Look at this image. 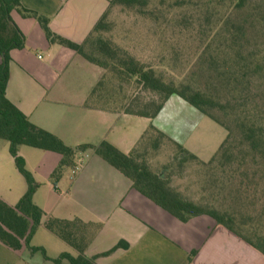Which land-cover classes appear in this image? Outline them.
Instances as JSON below:
<instances>
[{
  "label": "trees",
  "instance_id": "16d2710c",
  "mask_svg": "<svg viewBox=\"0 0 264 264\" xmlns=\"http://www.w3.org/2000/svg\"><path fill=\"white\" fill-rule=\"evenodd\" d=\"M21 1L0 0V139L9 142L10 154L28 189L15 206L0 198V243L13 252H19L23 247H27L31 254L42 252L47 259L44 249L31 246L32 238L42 225L46 214L34 203L38 185L32 174L27 171L24 159L18 154L20 146H27L57 153L63 157L51 175L55 189L66 170L76 166L77 156L92 151L127 177L133 189L179 221L187 223L195 217L210 216L218 225L227 228L264 255V232L255 227L253 220H250L251 216H248L250 207L259 204L260 194L262 208L259 218L264 216V190H260L264 183V110L262 105L258 104L254 114L248 107L251 100L247 94V91L251 90L255 74L260 73L259 78L264 79V74H261L264 62H258L260 51L251 49L256 34L264 31V0L256 2L253 11L249 10V5L256 0H184L176 1L164 7V10L159 11L156 8L149 11L156 21H159L160 16L167 19L166 15L177 8L185 9L184 7L207 14L209 21L204 26L199 25L198 34L206 35L213 39V42L221 38L218 42L222 47L212 49L210 41L196 64L197 71L193 76L204 82L208 88L206 91L196 89L190 84L177 85L173 81H167L162 71L158 72L154 67L139 62L128 52L102 37L103 33L110 31L107 19L113 6L143 11L151 4L150 0H113L83 44L74 43L55 34L50 29L49 17L25 9ZM215 7L224 9V13L215 14ZM238 11H241L243 16L240 22L234 20ZM13 12L24 18L37 20L50 44L75 51L88 62L104 70L103 77L91 92L92 96L107 95L114 98L122 94L125 99L124 85L134 83L136 87L155 94L159 99L158 102L144 104L146 110L131 108L135 104L140 105L137 100L124 104L107 103L106 108L153 119L166 101L176 95L223 127L227 132L226 139L208 162L201 161L153 126L145 131L135 148L128 154L107 141L75 148L67 146L57 135L33 124L7 98L11 52L26 47V37L13 20ZM256 12H259V17L254 14ZM214 15L217 20L213 22L211 17ZM165 19L164 22H157L165 30L181 27L183 31H189L193 27V23L187 18L174 24L170 21L172 19ZM111 77L118 78V84H112ZM214 93L218 97L224 95L230 99L225 104H220L213 98ZM151 107L154 108L152 111L149 110ZM220 109L224 112L222 118L218 114ZM163 141L181 151L180 160L178 164L170 162L156 171L149 156L150 152L160 149ZM187 158L197 161L208 171L207 180L213 191L212 200L217 206L197 203L183 196L172 185L175 170H182ZM45 228L78 252L76 257L62 253L53 260L54 263L60 264L67 260L70 264H95L97 257L87 258L85 252L100 225L86 224L78 218L62 220L49 217ZM121 248L127 249L128 245L120 242L103 256Z\"/></svg>",
  "mask_w": 264,
  "mask_h": 264
},
{
  "label": "crops",
  "instance_id": "0c3cea01",
  "mask_svg": "<svg viewBox=\"0 0 264 264\" xmlns=\"http://www.w3.org/2000/svg\"><path fill=\"white\" fill-rule=\"evenodd\" d=\"M112 1L22 0L21 4L49 17L50 29L58 36L83 44ZM19 16L13 20L26 37V47L11 52L7 98L33 124L64 142L69 138L89 140L92 145L107 141L128 154L153 126L185 148L205 121L203 113L176 95L153 119L106 108L107 103L124 104L127 99L122 94L114 98L91 95L104 70L75 51L50 44L37 20ZM38 49L46 52L47 62H36L32 52ZM48 73L58 76L51 79ZM87 153L91 156L79 173L72 177L68 171L59 182L68 183L66 194H61L59 184L54 189L60 202L43 209L42 226L49 217L100 225L85 252L87 258L97 257L95 264H264L261 252L210 216L179 221L133 189L131 181L109 163L92 151ZM39 233L38 229L31 246L44 249L47 259L41 252L31 254L24 247L13 252L0 243V264H56L53 260L62 253L78 256L66 242L68 248L47 234L45 241L40 238L34 243ZM120 242L128 248L103 256Z\"/></svg>",
  "mask_w": 264,
  "mask_h": 264
},
{
  "label": "rangeland",
  "instance_id": "374dc122",
  "mask_svg": "<svg viewBox=\"0 0 264 264\" xmlns=\"http://www.w3.org/2000/svg\"><path fill=\"white\" fill-rule=\"evenodd\" d=\"M151 4L143 11L138 9H127L121 6H113L108 15V22L110 24V31L103 33L104 39L110 40L120 49L128 52L135 59L143 64L154 67L158 72L162 71L167 81H173L177 85L190 84L196 89L208 90L203 81L196 79L193 73L197 71L196 64L200 58V54L205 49L206 45L210 41L212 43V49H218L222 47L220 45V39L217 38L213 42V39L206 35L198 34L199 25L207 24V14L203 12H196L195 10L184 7L185 9H176L169 15H166L170 21L177 22L183 18H187L193 23V27L189 31H183V28L176 27L175 29L165 30L157 24V22H164V17L160 16L159 21L155 20V16L149 13L150 10H164V7H168L176 1L184 0H150ZM187 1V0H185ZM202 1V0H201ZM263 1V0H262ZM261 0L253 1L249 5V10L253 11V7L256 2H262ZM249 10L246 9L247 12ZM215 14L224 13V9L215 7L213 10ZM256 17L260 16L259 12L254 13ZM12 17L15 20H19L20 16L17 12H13ZM212 21L217 20V16L214 15ZM243 16L241 11L237 13L234 20L240 22ZM165 19V20H167ZM264 25V23H262ZM262 25L259 27L261 30ZM219 41V42H218ZM214 43V44H213ZM257 49L260 53L259 61L264 62V31L256 34V39L252 41L251 49ZM33 56H35L36 62H47V54L44 50H34ZM42 59V60H41ZM264 69V67H263ZM261 74H264V70ZM51 79H55L58 73H48ZM260 75V73H259ZM258 74L252 81L251 90L247 91L250 98L249 109L256 114L257 105L261 104V108L264 110V79H260ZM110 78V77H109ZM110 82L112 84H118V78L111 77ZM259 85L261 89H259ZM125 98L127 103L135 102L137 100L140 105L137 104L131 106L133 109H145L144 104L151 101L158 102V97L146 91L140 87H136L133 84H125ZM259 92L261 96H259ZM218 102L225 104L230 99L228 96L220 95L219 97L214 93L213 95ZM143 103V105L141 104ZM144 107V108H143ZM151 107L149 110H153ZM248 109V110H249ZM146 110V109H145ZM220 118H222L224 112H218ZM227 132L216 122L207 118L197 129L194 136L190 140L188 146H185L188 150H193V154L208 161L218 151L219 147L226 139ZM89 140H80L75 138H69L64 142L69 147H77L80 145L88 144ZM181 151L174 145L163 141L160 144L158 151L150 152V158L152 159V166L154 170H159L163 165L170 162L178 164ZM19 156H21L26 164V169L30 172L38 185L37 191L34 195V203L43 209L49 207H56L60 202L56 194H54V183L51 179V175L62 160V156L57 153L44 151L27 146L19 147ZM91 156L89 153H80L75 163L76 165H83L87 157ZM184 168L180 171L175 170L172 177V185L180 191L183 196L192 199L197 203L208 204L210 206H217V203L212 200V188L208 183L206 171L197 161H193L189 158L184 163ZM74 168H68L66 172H71ZM61 187L62 195L66 194L68 183L64 182V185L59 184ZM28 186L24 177L19 173L15 165L14 159L10 154V144L6 140L0 139V194L6 203L11 206H15L23 195L27 192ZM260 190H264V183L260 186ZM262 195L258 196V199H262ZM258 201L256 207H250L249 217L253 220V225L258 227L261 232H264V216L259 218V214L262 208V204ZM248 218V217H247ZM39 235L34 243L45 241L44 234L52 236L56 242L62 244L64 248H68V245L56 235H52L42 225L39 228ZM41 236V237H40ZM45 237V236H44ZM27 248V247H24ZM42 253V252H41ZM43 254V253H42ZM40 254V258H42ZM19 258H22V253H19Z\"/></svg>",
  "mask_w": 264,
  "mask_h": 264
},
{
  "label": "built area",
  "instance_id": "2783aa9c",
  "mask_svg": "<svg viewBox=\"0 0 264 264\" xmlns=\"http://www.w3.org/2000/svg\"><path fill=\"white\" fill-rule=\"evenodd\" d=\"M81 170V165H76L74 169L72 170V177H75L79 171Z\"/></svg>",
  "mask_w": 264,
  "mask_h": 264
}]
</instances>
